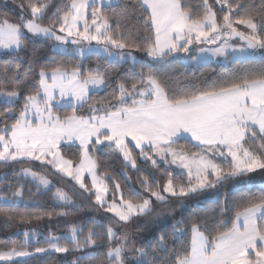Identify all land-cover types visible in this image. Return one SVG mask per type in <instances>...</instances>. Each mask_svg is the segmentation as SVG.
Masks as SVG:
<instances>
[{
	"label": "snow or ice",
	"instance_id": "6c2138e0",
	"mask_svg": "<svg viewBox=\"0 0 264 264\" xmlns=\"http://www.w3.org/2000/svg\"><path fill=\"white\" fill-rule=\"evenodd\" d=\"M13 3L15 20L0 12V53L10 57L0 62V166H29L0 183L30 178L60 211L17 210L24 187L5 184L0 218L13 227L66 219L82 207L74 197L85 196L107 223L49 229L46 246L34 247L42 234L23 228L0 243V264L45 253L85 264L98 250L97 264H264V186L238 199L224 191L264 173V0ZM37 40L48 44L50 62L38 58ZM93 56L97 63L85 67ZM209 56L231 57L242 71L177 86L153 67ZM121 64L127 71L114 67ZM64 106L71 111L61 115ZM108 152L136 171L138 187L127 176L122 187L107 170L98 153ZM201 196L217 204L216 215L193 209L176 218L177 207H198ZM142 231L148 246L137 247Z\"/></svg>",
	"mask_w": 264,
	"mask_h": 264
},
{
	"label": "trees",
	"instance_id": "16d2710c",
	"mask_svg": "<svg viewBox=\"0 0 264 264\" xmlns=\"http://www.w3.org/2000/svg\"><path fill=\"white\" fill-rule=\"evenodd\" d=\"M16 2L19 3V0H16ZM55 2H59V0H54V3ZM127 2L136 3V0H127ZM0 12L7 13L10 18L15 20L17 14L19 13V8H17L16 4L13 3V0H0ZM35 47L39 49L38 58L45 62H50L51 54L49 52L48 44L43 41L37 40L35 41ZM9 58L10 57L3 55V53H0V62H3ZM80 62L81 61L79 60V58H68L67 60V63L69 65ZM83 63L85 67L94 66L97 63V59L93 56L91 58H86ZM114 67H117L120 72L127 71V65L124 64L114 65ZM153 67L160 73H166L170 76L175 77L177 80V86H179V82L184 81L185 78L195 79L197 81L211 82L213 79L220 80L221 78H227L242 71L241 65L233 63L232 60L228 61V63L208 60L205 63L199 64L197 66H194L192 64L188 66L186 65L185 61H181L178 59H169L166 61L154 62ZM108 94V91L101 90L99 96H104ZM59 111L60 114L63 115L66 112H70L71 108L65 106L62 107ZM87 112L88 109L85 108L82 110L81 114L87 115ZM64 150L65 152L71 155L75 151V147L73 146V148L71 149L65 147ZM98 155L100 156V159L104 162V166L116 177L117 181L121 183L122 187L126 186L127 183H129V181L126 180L125 176L129 177L130 182L137 184L138 187L136 171L134 169H124L122 167L118 155L113 154L111 152L98 153ZM23 166L29 165H16L13 166V168L18 170L19 167ZM31 167H33L35 170L36 167L37 170L41 169L40 166L36 163L32 164ZM142 167H144L147 171V166L142 165ZM13 168L0 166V176L4 175L5 173H10ZM50 178L52 179L51 176ZM156 178L160 179V176L157 175ZM243 179L249 180L251 181V183L245 186L239 181H232L225 186L224 191L230 193L232 198L238 199L241 195L247 194L248 188H251L253 192H258L260 187L264 186V173H252L248 177H245ZM17 183L23 185L24 187L23 198L14 205L17 210L37 212L46 209L49 211H60V208L57 206L56 201L52 199V194H45L43 190L37 191L34 182L31 181L30 178L17 181L11 175H9L7 181L0 183V189H3L5 187V184H12L13 186H15L17 185ZM233 184L236 185L235 189H233ZM57 186L64 187L65 190H68V188L71 187L70 184L66 185L64 183L58 184ZM125 191H127L126 187ZM203 198L205 197H200L201 203L198 207L196 206L195 201L190 202V207L184 209L177 207L176 218L179 219L181 218V216L190 215L193 209L200 214H208L210 216L216 215L217 204L211 202V200L207 198L206 200L202 201ZM74 199H76V202L78 204H82V207L79 211H73L72 214L66 219L54 218L52 221L42 220L34 224L40 223L47 231H49V229L54 231H68V225L70 223L87 224L88 221L92 219L96 220L97 222H103L105 224L107 223L106 219H102L103 217H105L106 214L101 210L93 208L92 204L90 203L87 197L76 196L74 197ZM222 199L223 198H221V200ZM174 222L175 221H172V223ZM24 226L25 225H18L15 227L9 226L2 218H0V243L5 242L7 238L12 235L13 232H19L22 228H24ZM168 231L170 232L171 228H169ZM147 235L148 233L144 231L136 233L137 247L148 246L144 241V237ZM19 239H22V237H20ZM103 251L104 250H98L96 260L91 262H85V264H97L99 260L104 258ZM73 259H75V256H73L72 254H69L68 256L64 257L56 253L38 255L20 260L22 264H71V261Z\"/></svg>",
	"mask_w": 264,
	"mask_h": 264
},
{
	"label": "rangeland",
	"instance_id": "374dc122",
	"mask_svg": "<svg viewBox=\"0 0 264 264\" xmlns=\"http://www.w3.org/2000/svg\"><path fill=\"white\" fill-rule=\"evenodd\" d=\"M212 58V59H211ZM213 58H216V57H213V56H209V58H207L206 60L202 61V62H197L196 60H185V63L186 65L190 66V64L194 65V66H197L199 64H202V63H205L206 61L208 60H213ZM223 58V63H228V61L232 60L231 57L228 59V60H225L224 57ZM65 107V106H64ZM40 166V165H39ZM41 168V166H40ZM38 168V169H40ZM36 170H37V167H36ZM42 170V168L40 169ZM45 172L47 170H44ZM50 178V177H49ZM51 179V178H50ZM264 184V183H263ZM206 200V197L202 199V201ZM34 228L38 233L42 234L41 235V243L39 245H33L34 246H46L43 244L42 242V239H43V236L47 235L48 234V231L40 224V223H37V224H33V225H25L24 228ZM23 229V228H22ZM52 232L56 233L57 235L61 234V233H67V231H63V230H60V231H54V230H51ZM47 254V253H45ZM45 254H38V255H45ZM58 255L60 256H68L69 254H60V253H57ZM38 255H35V256H38ZM19 259H26V258H19Z\"/></svg>",
	"mask_w": 264,
	"mask_h": 264
},
{
	"label": "crops",
	"instance_id": "0c3cea01",
	"mask_svg": "<svg viewBox=\"0 0 264 264\" xmlns=\"http://www.w3.org/2000/svg\"><path fill=\"white\" fill-rule=\"evenodd\" d=\"M211 59H212V58H211ZM228 59H229V58H228ZM228 59H227V60H228ZM225 60H226V59H225ZM212 61L224 62L222 57H216V58H213Z\"/></svg>",
	"mask_w": 264,
	"mask_h": 264
}]
</instances>
